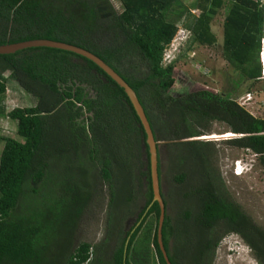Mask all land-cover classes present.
<instances>
[{"label":"trees","instance_id":"obj_1","mask_svg":"<svg viewBox=\"0 0 264 264\" xmlns=\"http://www.w3.org/2000/svg\"><path fill=\"white\" fill-rule=\"evenodd\" d=\"M118 1L121 11L110 0H0V45L51 39L98 55L136 91L144 106L158 143L160 179L159 143L171 145V154L173 149H196L200 162L209 161L210 144L189 139L209 133L215 122L240 136L229 144L255 153L264 171V119L253 117L241 106L233 98V90L223 94L200 87L173 94L176 63H162L184 19L193 34V46L214 45L212 22L227 7L223 54L235 68V89L243 82L257 81L264 33L262 0H199L192 8L182 0ZM193 10L200 14L195 16ZM6 73H10L8 77ZM8 80L35 98L36 104L7 113L3 99ZM0 117L15 121L17 135L24 139L0 136V144H4L0 264H136L133 254L141 248L149 252L152 247L155 253L148 264H167L158 242L161 208L154 202L144 126L126 91L101 68L75 52L46 46L0 54ZM67 156L78 180L62 184L67 196L65 193L59 212L56 199L41 202L39 197L42 187L58 186L52 172L58 160L66 163ZM184 160L183 156L179 164ZM174 172L175 181L190 182L184 168H174ZM120 177L125 179L122 189ZM100 179L110 192L107 235L99 245L82 242L73 250L83 215L99 195ZM131 179L134 185H130ZM216 180L209 175L207 185L190 194L196 196L197 208L189 207L183 213L188 232L193 229L196 233V242L179 246L177 224L171 225L168 214L163 237L173 264H211L212 254L228 233L239 234L259 264H264V228L240 206L223 198ZM143 183L148 187L147 200L139 209L134 199ZM162 198L169 208L163 192ZM61 223V229L67 225L69 230L65 234L57 230L60 240L67 235L57 259L49 249L56 244L51 236L58 227H52ZM221 228L223 233H215ZM171 234L176 239L175 254L170 248Z\"/></svg>","mask_w":264,"mask_h":264},{"label":"rangeland","instance_id":"obj_2","mask_svg":"<svg viewBox=\"0 0 264 264\" xmlns=\"http://www.w3.org/2000/svg\"><path fill=\"white\" fill-rule=\"evenodd\" d=\"M110 1L117 11H121V4L118 0ZM182 1L185 6L192 8V5L199 0ZM262 2L264 4V0H262ZM192 13L198 16L200 11L193 10ZM226 15L227 7L221 9L219 15L215 17L212 22L211 29L217 39V42L212 46H193V34L185 27L187 20L184 19L179 23L178 33L172 42L173 45L166 49L170 51L171 57L173 58L170 59V61L175 60L174 63H176L177 69V82L172 92L173 94H179L200 87L208 88L223 94L233 90V98L237 100L241 106L250 112L253 117L264 119V78L260 77L255 82H243L235 89L233 82L236 79L235 68L229 64L223 54V23ZM262 46L261 43V47ZM9 74L10 73H6L5 76L8 77ZM6 87L7 91L3 99V106L7 113L16 108H26L36 104V99L27 94L15 81L8 80ZM0 136L12 137L24 142V139L17 135L16 122L9 118L0 117ZM237 137L240 136L232 133L225 124L215 122L212 124L209 133L204 134V136L189 139L210 144L209 147L212 151V156L209 161L205 162L204 160L200 162L199 159H197L196 149L178 148L173 149V153L171 154V145L163 143V141L159 143L162 192L170 203L169 217L172 220L171 225L176 226L177 224L176 238L179 241V246H186L197 241L195 231L191 229L188 232V223L184 221L183 213L185 210H188L189 207L193 209H195V207L197 208L198 200L196 196H190V194L192 195L193 192L195 193V189L197 188H204L207 185V177L209 175L213 179H217L215 185L218 187V193H220L223 198L240 206L247 216L252 218L258 226L264 228V171L260 167L258 156L256 158V156L251 155V151L239 149L229 144V140ZM3 145L4 144H0V159ZM183 156L185 160L183 164L180 165L179 160L183 159ZM171 157H173V163L171 162ZM68 160V156L66 157V163L58 160L55 165V171L52 172V175L56 176V180L59 183L58 186L55 187L49 184V187H46L47 185L42 187L39 197L41 202H43V200L56 199L58 203H55L58 205L59 212L62 207L61 202L65 203L66 201V199L63 198L66 192L62 184L64 182L71 184V182L78 180V177L75 178L74 176L75 165H72ZM72 160L75 161V158ZM242 160H250L253 162L252 167L254 169L247 175L237 177L234 174L235 164ZM177 167L184 168L190 176V182L186 185L175 181L174 168ZM145 169L146 168L143 170ZM126 176L127 175L124 173L123 177L125 179ZM100 177L102 178V176ZM123 177L118 179L120 189L123 188V182L125 180H123ZM145 183L141 186L138 185L137 199H134L139 209L144 206L147 200L146 194L148 193V187ZM130 185H134L133 179H131ZM97 186L99 195L96 196V199L86 209L83 215L74 237L73 250L82 242L99 245L107 235V220H109L108 207L110 202L109 187L102 179L97 183ZM120 192L122 195L119 200L121 201L123 198V191L120 190ZM126 205L130 206L129 204ZM59 215L60 213L58 216ZM134 221L135 217L131 218L128 227L132 226ZM62 227L63 223L52 227V229H57L55 232H52L53 238L51 236V242H56L57 244L59 241L61 243L59 244V248L55 247L56 244L53 245V248L49 249V252L52 257H56L57 259L58 256H60V247L64 245L67 238V235H64L61 240L57 238V230L58 232L62 231V234H65V232L68 233L69 230L67 225L61 229ZM223 231L224 229L221 228L215 233L219 232L218 235H220ZM169 238L171 252L175 254L176 239L172 234ZM236 241L238 243H236ZM232 243L235 244L234 248H236L238 252L230 253L229 245ZM190 247L195 249L193 244ZM152 248L149 252H145L142 248L138 249V252L133 254L136 264H148V258L155 253ZM57 259L52 262H57ZM182 264L189 263L185 262ZM211 264H259V262L241 237L237 234L228 233L222 236L217 248L212 254Z\"/></svg>","mask_w":264,"mask_h":264},{"label":"water","instance_id":"obj_3","mask_svg":"<svg viewBox=\"0 0 264 264\" xmlns=\"http://www.w3.org/2000/svg\"><path fill=\"white\" fill-rule=\"evenodd\" d=\"M41 46L64 49L82 55V57L87 58L92 62H94L99 68H101L109 77H111L120 87H122L126 91L138 116L141 119V122L144 126L147 135L146 142L148 144L149 152H150L151 177H152L154 202H158L161 208L160 221L157 232L159 246L163 252V255H165L166 257L167 264H173L170 258V254L165 245V237H163V227H165V222L169 214V208L167 207L165 201H163L162 198V186H161V179L159 177L158 143L154 136V132L152 130L150 121L146 115L144 106L140 102L136 91L133 88H131L130 85L114 69H112L102 59H100L98 55L94 54L90 50H87L83 47L74 44L57 41V40H51V39H33V40H27L17 43L0 45V54L15 53L18 50H22L25 48L41 47Z\"/></svg>","mask_w":264,"mask_h":264},{"label":"clouds","instance_id":"obj_4","mask_svg":"<svg viewBox=\"0 0 264 264\" xmlns=\"http://www.w3.org/2000/svg\"><path fill=\"white\" fill-rule=\"evenodd\" d=\"M263 37H264V33H263ZM250 151V150H249ZM251 155H254L256 156L257 158V155L255 153H253L252 151L250 152ZM253 156V157H254ZM255 158V157H254ZM252 163L250 160H242V161H238V163L235 164V170H234V174L237 176V177H240V176H243V175H247L249 172H251L254 168L252 167ZM233 234H237V233H233ZM239 237L240 235L237 234ZM243 240V239H242ZM236 243H238L236 241ZM235 244L232 243L229 245V248H230V253H235V252H238V250L236 248H234ZM248 246V245H247ZM250 248V247H249ZM252 251V250H251Z\"/></svg>","mask_w":264,"mask_h":264},{"label":"built area","instance_id":"obj_5","mask_svg":"<svg viewBox=\"0 0 264 264\" xmlns=\"http://www.w3.org/2000/svg\"><path fill=\"white\" fill-rule=\"evenodd\" d=\"M173 44L171 43L170 46H172ZM262 50H260V54H259V62H260V68H261V77L264 78V37L262 39ZM169 46V47H170ZM170 59H173L171 57V53L170 51H165V54H163V65L169 66L171 64H173L175 62L174 61H170Z\"/></svg>","mask_w":264,"mask_h":264}]
</instances>
